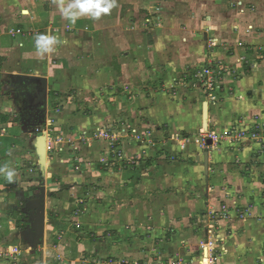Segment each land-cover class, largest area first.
Instances as JSON below:
<instances>
[{
  "label": "crops",
  "instance_id": "1",
  "mask_svg": "<svg viewBox=\"0 0 264 264\" xmlns=\"http://www.w3.org/2000/svg\"><path fill=\"white\" fill-rule=\"evenodd\" d=\"M50 1L0 0V166L17 173L13 183L0 175V264H27L12 251L22 248L21 255L44 237L41 264H60L54 245L62 242L72 246L67 264L95 257L106 264H206L202 243L211 238L224 248L219 264H264V145L198 143L206 131L264 124V0H117L101 19L74 25ZM14 29L23 35L13 36ZM40 34L59 38L52 54L36 55ZM209 65L235 73L223 76L214 101L182 77ZM42 78L38 90L29 85ZM26 95L32 106L41 96L44 109L30 115ZM32 120L50 143L41 137L25 151L21 132H30ZM111 120L158 129L155 143L123 141L126 154L146 153L132 168L120 160L113 172L106 169L119 143L80 151L75 142L73 131L90 142ZM215 213L226 217L214 222ZM34 219L36 227L25 224Z\"/></svg>",
  "mask_w": 264,
  "mask_h": 264
},
{
  "label": "rangeland",
  "instance_id": "2",
  "mask_svg": "<svg viewBox=\"0 0 264 264\" xmlns=\"http://www.w3.org/2000/svg\"><path fill=\"white\" fill-rule=\"evenodd\" d=\"M46 2H51L50 0H45ZM228 1V0H227ZM226 1V2H227ZM229 1H231V0H229ZM228 1V2H229ZM238 8H240V7H242V6H237ZM240 13H242V11H240ZM153 14L155 15V16H158V17H155V21H156V26H159V23L157 22V19H159L160 20V18H159V16H161L160 15V13L159 12H153ZM153 23V21H152V18L150 17V16H146V18H145V24H147V25H151ZM162 23V19H161V21H160V24ZM152 25H154V24H152ZM15 31H14V33H12V35L13 36H19V35H23V31L22 30H20V29H18V30H16V29H14ZM28 30H30V29H28ZM216 44L217 42L214 40V42H212V44ZM240 61L241 62H243L244 64L246 63V62H248V57H246V56H244V57H242V58H240ZM229 65H225V67H228ZM202 67V66H201ZM202 68H204V66L202 67ZM201 68V69H202ZM185 72L183 73V79L186 81V82H189V84H191V82L193 83V86L195 87V86H197L196 84H194V80H193V78H192V71L193 70H190V69H186V70H184ZM235 75V73L233 72V75L232 76H234ZM191 77V78H190ZM27 81H29V80H27ZM41 81H44V78H42L41 80H38L37 81V84H36V81H29V85L30 86H33V87H36V89H37V87L38 86H40V83H42ZM46 81V80H45ZM33 83H34V85H33ZM200 88V87H199ZM42 89V88H41ZM38 90V89H37ZM203 90V89H202ZM35 97V96H34ZM40 98H41V96H40ZM40 98L37 100V104L36 105H34V106H32L33 105V99L34 98H32V97H30V96H28V95H26L25 97H23L22 99V103H24L25 104V106H26V108H27V110H28V113L31 115L32 113H34V112H38V111H41L42 109H44V106H43V102L42 101H40ZM101 101V99H98V100H96L94 103H95V107L96 108H100V102ZM98 104H99V106H98ZM58 106H60V105H58ZM83 106H85V104L83 103ZM83 109H85L84 107H83ZM93 109V108H92ZM89 111H91V110H89ZM62 111H61V109L59 108V109H57V114L58 113H61ZM30 125H28L27 126V124H24V125H22V128H25V126H27L28 128H30V132H28V130H24L25 132H21L23 135V137L24 138H26V142L22 145V146H24V149H25V151H28L29 149H33V147H35L36 145H37V143H39V141H40V138L41 137H44L45 139H47L46 138V134H45V132L43 131V129H41V128H35V127H38V123H39V121L38 120H32V121H30ZM107 123V122H106ZM124 124V125H123ZM35 126V127H34ZM135 127H137V128H134V127H129V126H127V124H126V122L124 123V122H119L118 123V121L117 120H111V122L110 123H107L105 126H101L100 128H99V130H95L93 133H92V137H89V139H90V142H87L86 141V137L85 138H83L82 137V134L80 133V134H77L76 133V131H73V132H75V134L74 135H76L75 136V139H77V140H75V142L79 145V150L81 151V147L82 146H85V145H90V146H92V144L93 145H95L96 143H98V142H103V141H105V142H107V143H109L110 145H112L113 143H115V144H118L119 143V145L122 147L121 148V150H120V152H121V156H120V153L118 154V156L117 157H114L113 159H116L115 161H117V162H115V161H113L112 162V164L111 163H109L108 165H105L106 166V169H110V172H113V168L112 167H114V166H116L117 165V163L118 162H120V160L121 161H125V163H127V164H130L131 165V168H132V166H134V165H136L137 163H139V162H142L143 161V159L145 158V152H141V153H138V154H133V155H129V154H126V152L124 151V149H123V141L125 142V141H131V142H135L136 144H152V143H155V134H156V132L157 131H155V129L156 130H158L156 127L155 128H153V127H151V126H147V127H145V128H140V126H138V125H134ZM33 127H34V130H33ZM63 128H61L60 127V131L62 130ZM103 129H107V130H109V132H110V138H101V135H102V131H103ZM56 134H58L57 132H55ZM54 133V134H55ZM115 136V139H116V142H111L112 141V137H114ZM149 137H151V138H149ZM166 137V136H165ZM165 137L163 138V139H165ZM130 139V140H129ZM48 140V139H47ZM60 140H62V142L64 141V138L63 137H61V139ZM115 141V140H114ZM55 142H57V143H59V141H55ZM49 143H50V141L48 140L47 142H46V146H48L49 145ZM112 143V144H111ZM147 144V145H148ZM31 146H32V148H31ZM61 147H63V146H61ZM36 150L38 149L37 147L35 148ZM78 149V148H77ZM78 151V150H77ZM63 152H64V150H63ZM14 155H15V153H14ZM25 155V154H24ZM26 155L27 156H24V158H27V159H33V158H29L28 157V154L26 153ZM19 157H21V155L19 156ZM38 158V157H37ZM35 160H36V158H34ZM33 159V160H34ZM84 158H82V160H83ZM78 160H79V163H81V158L79 159V157H77L76 159H75V162H73V163H78ZM85 164H87L88 163V161L87 160H85ZM21 163V166H22V168H20V170H23V171H26V169H25V167H23L24 165H23V161L22 162H20ZM78 163V164H79ZM107 163V162H106ZM25 164V163H24ZM75 165V164H74ZM74 171L77 173V174H79L80 172H82L83 171V167H81L80 165H78V167H76V166H74ZM107 171H109V170H106V171H103V172H107ZM101 177V176H100ZM30 178H32V177H30ZM100 179V178H99ZM101 181V180H100ZM100 181H99V183H98V185H96L95 184V186H97V188L99 187V188H102V185H103V183H102V185H101V183H100ZM112 188H111V193H115L114 192V190H116L117 189V186H116V184L115 183H113V182H110V184H109ZM104 187H105V184H104ZM115 187V188H114ZM86 190H88V187H87V189ZM82 204V203H81ZM113 207V209L115 208L114 206H112ZM126 209H128V208H126ZM215 215V217H214V219L212 220V221H214V222H217V220H222V216L221 217H217L216 216V213L214 214ZM26 225H31L32 227H36L37 226V224H38V220H36V219H34V221H29L28 223H25ZM77 229H81L82 227L78 224L77 225V227H76ZM33 231H34V229H33ZM41 232H40V236H42V237H44V234H43V231L42 230H40ZM39 232V231H38ZM102 232V230H99V233H101ZM84 232L82 231V232H78V234L79 235H82ZM43 234V235H42ZM69 234V233H68ZM75 234V233H74ZM73 234V235H74ZM87 233L85 232L84 233V238H86V239H88V237H87V235H86ZM63 236L65 235V234H62ZM62 235H61V237H62ZM71 237H68V239H70V240H72V238H74L72 235H70ZM36 237V236H35ZM42 237H40V238H42ZM38 238V237H37ZM62 238H65V236L64 237H62ZM100 238H103V237H100ZM43 239H45V237L43 238ZM43 239H38V241H39V243L38 242H36V241H31V242H33L32 244H33V246L31 247V249H28L27 248V246H25L24 245V250L26 251H24V252H22V254L21 255H15V257L16 258H19V260H22V261H24V263H27V264H41V262H42V260H40V259H44L43 257H44V255L47 253L46 252V248H45V243L43 242L44 240ZM125 241H127V238H125ZM30 242V243H31ZM204 242V241H203ZM31 244V245H32ZM49 245H52V243H48ZM57 244V243H56ZM54 245V246H56V250H57V253H59V256L58 257H60V259L57 257V255H55V253L54 252H52L51 254L53 255V257L54 256H56L55 257V259L56 258H58V262L60 263V264H67L68 263V261H65L63 258H66V256H68V254L67 253H70L71 252V244L68 242L67 244H65L64 242H62V244H61V246L58 244V245ZM203 244V243H202ZM131 245V244H130ZM45 248V249H44ZM53 248V247H52ZM15 250H19V249H15ZM22 250V248H20V250L19 251H21ZM219 251H221V250H219ZM202 252H203V250H202ZM159 253V255L161 256V258H163V253H160V252H158ZM20 254V253H19ZM205 254V253H204ZM96 255V254H95ZM94 255V256H95ZM202 256H201V258H202V260H203V262H204V256H203V253L201 254ZM222 255H223V252H219L218 253V256H217V258H218V262H216V264H219L220 263V259H221V257H222ZM69 256H70V254H69ZM49 257V256H48ZM54 259V260H55ZM57 260V259H56ZM60 260V261H59ZM62 260V261H61ZM108 259L107 258H105V259H102V258H98V259H96V257H95V259L93 260L94 262H92V264H106V261H107ZM10 261V260H9ZM50 261V260H49ZM11 263V262H10ZM50 263H53V262H50ZM50 263H48V264H50ZM82 263L83 264H86V259H84L83 258V260H82ZM110 263V262H109ZM11 264H14V263H11ZM22 264V263H21ZM53 264H57V263H53ZM70 264H73V261H71L70 260ZM75 264V263H74ZM89 264H91V263H89ZM139 264H141V263H139ZM143 264H152V262L150 263V262H146V263H143Z\"/></svg>",
  "mask_w": 264,
  "mask_h": 264
},
{
  "label": "built area",
  "instance_id": "3",
  "mask_svg": "<svg viewBox=\"0 0 264 264\" xmlns=\"http://www.w3.org/2000/svg\"><path fill=\"white\" fill-rule=\"evenodd\" d=\"M233 69L230 67H225V65H209L207 67H204L200 70H197L195 73H193V82L200 87L201 89L205 90L207 92V98L208 100L214 101L216 99L215 95L213 94L217 89H219L222 85L221 81L223 76L226 75H233ZM101 138H110V132L107 129H103ZM243 139H249L255 142L260 143L261 145H264V124L255 126L251 130L247 129H241V128H228L224 131L223 134L219 135L218 133L214 131H206L205 135L201 137V139L198 140V143L204 145L205 147L208 146L209 141L212 142L213 145H217L223 140L228 141H241ZM115 140V141H114ZM263 141V142H262ZM111 142H116L115 136L112 137ZM113 143L112 145H114ZM118 153L121 152L118 150ZM223 211H227L226 207H223ZM248 216V212L241 213L242 218H246ZM222 216V218H225ZM17 249V248H16ZM202 250H203V256L204 261L206 259L208 260V264H216L218 262V253L223 252L224 248L220 245L218 239H208L207 241H204L202 244ZM221 250V251H219ZM12 251V250H11ZM12 253L15 255L19 254V250H13ZM205 253V254H204Z\"/></svg>",
  "mask_w": 264,
  "mask_h": 264
},
{
  "label": "clouds",
  "instance_id": "4",
  "mask_svg": "<svg viewBox=\"0 0 264 264\" xmlns=\"http://www.w3.org/2000/svg\"><path fill=\"white\" fill-rule=\"evenodd\" d=\"M56 2L62 17L73 25L83 17L99 20L117 6V0H69L67 4L64 0ZM58 42L59 38L56 36L37 35L34 44L36 55L43 57L52 54ZM0 175L9 183H13L17 173L8 165H3L0 166Z\"/></svg>",
  "mask_w": 264,
  "mask_h": 264
},
{
  "label": "water",
  "instance_id": "5",
  "mask_svg": "<svg viewBox=\"0 0 264 264\" xmlns=\"http://www.w3.org/2000/svg\"><path fill=\"white\" fill-rule=\"evenodd\" d=\"M44 97L47 98V91L44 93ZM212 142L209 141L208 145H211ZM208 161H209V153H206L205 155V168H206V173H208Z\"/></svg>",
  "mask_w": 264,
  "mask_h": 264
},
{
  "label": "trees",
  "instance_id": "6",
  "mask_svg": "<svg viewBox=\"0 0 264 264\" xmlns=\"http://www.w3.org/2000/svg\"><path fill=\"white\" fill-rule=\"evenodd\" d=\"M17 214L19 215L20 213H19V212L16 213V214H15V218L18 216ZM21 216H22V215H21ZM19 222H20V220H19ZM18 226L20 227V223L18 224Z\"/></svg>",
  "mask_w": 264,
  "mask_h": 264
},
{
  "label": "bare ground",
  "instance_id": "7",
  "mask_svg": "<svg viewBox=\"0 0 264 264\" xmlns=\"http://www.w3.org/2000/svg\"><path fill=\"white\" fill-rule=\"evenodd\" d=\"M206 264H208V260L206 259V261H204Z\"/></svg>",
  "mask_w": 264,
  "mask_h": 264
}]
</instances>
